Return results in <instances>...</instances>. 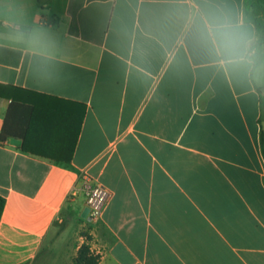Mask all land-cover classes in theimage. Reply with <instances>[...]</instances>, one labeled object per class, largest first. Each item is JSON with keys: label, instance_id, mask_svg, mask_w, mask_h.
Here are the masks:
<instances>
[{"label": "crops", "instance_id": "crops-1", "mask_svg": "<svg viewBox=\"0 0 264 264\" xmlns=\"http://www.w3.org/2000/svg\"><path fill=\"white\" fill-rule=\"evenodd\" d=\"M254 19L247 0H0V264L83 245L98 264H264ZM84 173L112 194L96 220Z\"/></svg>", "mask_w": 264, "mask_h": 264}, {"label": "trees", "instance_id": "trees-1", "mask_svg": "<svg viewBox=\"0 0 264 264\" xmlns=\"http://www.w3.org/2000/svg\"><path fill=\"white\" fill-rule=\"evenodd\" d=\"M254 24H255L256 33L258 36L257 42L255 44V56H256V59H259L261 57L262 50L264 47V12L262 13L259 10H255ZM30 115H32V114L29 113L27 116V120H26L23 132H21V134H18V136L23 138V139L26 138L31 131V116ZM83 117H84V112L81 114V117H80L79 122H78V132L81 129ZM8 124H9V117H8V121H6L4 129L0 135L1 140H5L10 135H15L14 133L9 131V125ZM24 150L26 152L30 151L27 147H24ZM73 151H74V148L71 150V155L65 159L66 161H68V162L71 161ZM53 159H62V158H53ZM5 207H6V199L0 195V223L2 220V216L4 213ZM75 264H98V261L95 258V256L92 254L90 248L87 245H83L80 248V251H79L78 257L76 258Z\"/></svg>", "mask_w": 264, "mask_h": 264}, {"label": "built area", "instance_id": "built-area-1", "mask_svg": "<svg viewBox=\"0 0 264 264\" xmlns=\"http://www.w3.org/2000/svg\"><path fill=\"white\" fill-rule=\"evenodd\" d=\"M81 184V189L85 194L87 208L89 209V217L92 220L99 219L111 199V191L104 185L95 182L87 173L81 176ZM76 191L77 188H74L72 195Z\"/></svg>", "mask_w": 264, "mask_h": 264}, {"label": "rangeland", "instance_id": "rangeland-1", "mask_svg": "<svg viewBox=\"0 0 264 264\" xmlns=\"http://www.w3.org/2000/svg\"><path fill=\"white\" fill-rule=\"evenodd\" d=\"M248 1V5H250L254 11L255 14V10H259L262 13L264 12V0H247Z\"/></svg>", "mask_w": 264, "mask_h": 264}, {"label": "water", "instance_id": "water-1", "mask_svg": "<svg viewBox=\"0 0 264 264\" xmlns=\"http://www.w3.org/2000/svg\"><path fill=\"white\" fill-rule=\"evenodd\" d=\"M86 213H89V209L86 210L85 215H86Z\"/></svg>", "mask_w": 264, "mask_h": 264}]
</instances>
